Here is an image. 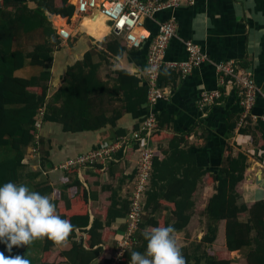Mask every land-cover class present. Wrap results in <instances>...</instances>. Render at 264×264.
Listing matches in <instances>:
<instances>
[{
    "label": "trees",
    "instance_id": "1",
    "mask_svg": "<svg viewBox=\"0 0 264 264\" xmlns=\"http://www.w3.org/2000/svg\"><path fill=\"white\" fill-rule=\"evenodd\" d=\"M27 2L33 3L34 7H29ZM73 13L71 0L0 1V156L10 154L0 158V186L20 180L24 152L36 141L37 120L42 109V122L59 123L62 131L76 133L97 131L106 125L115 127L123 113L135 112L148 101L147 86H140V80L126 70L113 72L115 79L110 87L100 80L98 71L105 60L104 55L121 57L127 50L122 40H111L99 43L105 47V51L99 54L100 62H93L95 51L88 50L81 60L67 67L62 86L46 103L52 54L60 41L48 15L70 19ZM26 65L36 67V74L20 75ZM162 72L158 79H161ZM259 101L260 98L256 102ZM155 119L151 147L160 141H169L165 150L158 147L152 153L139 232L118 262L110 258L104 259L102 264H130L132 251L145 252L147 241L142 232L148 228L173 225L175 233L185 229L195 209L192 197L199 181H204L213 190L204 208L209 220L207 231L195 251L201 245L206 248L195 254V251L180 247L187 264H264V199L248 206L236 190L248 167L247 155L239 152L233 157L231 147L226 146L222 149L225 153L222 165L217 169H204L197 165L196 157L191 153L192 146L186 144L192 132L174 136L163 134L160 132L163 122L156 115ZM138 125L132 131L137 130ZM235 125L233 122L228 129L233 130ZM249 125L250 122L239 129V133L250 135L252 144L264 151V122L256 121L252 128ZM125 135V132L116 130L114 140ZM139 143L136 142L123 156L137 155ZM63 173V186L56 190L57 196L52 202L57 214L76 226L77 230L68 238L70 248L58 250L55 260L50 261L51 253L56 252V244L45 237L38 262L28 256V245L13 246L8 250L6 242L0 241V253L6 257H24L30 264H92L102 255L105 243L113 235L111 226L117 220L123 219L125 223L129 200L126 196L121 198L117 189L103 185L101 190L109 192L107 203L101 209L93 210L90 201H95L97 196L79 181L76 168ZM135 173L134 165L126 179L130 182ZM68 189H73L72 196L67 194ZM35 191L47 195L54 189L42 183ZM162 209L169 212L167 218L155 216ZM220 221L225 222V250L214 251L210 245L216 239V224ZM245 249L242 259L235 260L231 256L232 252ZM59 258L63 261H57Z\"/></svg>",
    "mask_w": 264,
    "mask_h": 264
},
{
    "label": "crops",
    "instance_id": "2",
    "mask_svg": "<svg viewBox=\"0 0 264 264\" xmlns=\"http://www.w3.org/2000/svg\"><path fill=\"white\" fill-rule=\"evenodd\" d=\"M1 1V0H0ZM33 8L34 4L27 2ZM55 29L62 25L72 33L68 41H59L53 51V60L49 72L51 74L46 92V103L62 86V78L67 67L81 60L88 50L95 51L93 62H100L99 54L105 51L101 42L120 40L110 31L104 22L106 33L99 36H91L86 27L97 20L99 16H86L79 18L72 16L70 19L58 15H48ZM173 17L176 20V37H174L166 50L167 61H183L187 58L183 41H192L198 44L203 53L214 62L228 60L237 61L241 67L252 72L254 81L258 87L264 89V0H194L193 5L184 2L178 9L172 12H162L155 16L154 20H148L145 27L152 34L156 32V21ZM63 21L53 22L54 20ZM84 22L82 26L81 23ZM91 22V23H90ZM66 23V24H65ZM90 23V24H88ZM102 54V53H101ZM98 71L101 81L107 82L109 87L114 84V71L126 70L140 80V86L145 85L144 69L146 58V46L134 50L127 48L121 57L104 55ZM25 69H29L26 65ZM37 71L27 70L28 75ZM162 72V71H161ZM218 88V77L214 67L208 63L201 65L190 74L181 76L175 70L164 69L161 79H158V98L154 108L142 105L140 109L131 113H123L116 121L115 127L106 125L97 131L64 132L59 123L42 122L37 128L36 141L24 152V165L21 177L17 184H24L30 190L35 191L38 184L47 183L54 191L47 194L51 201L57 196L58 189L63 186L64 171H54L59 164L69 158L87 153L95 148L110 144L114 141L116 130L125 132L128 136L133 128L140 124L149 113H154L163 122L160 132L174 136L185 132H192L187 140V147L192 146L191 153L196 157L197 165L204 169H217L222 165L225 153L222 149L231 147L232 156L239 152L247 155L248 167L244 173V179L237 185V192L241 200L248 206L257 200L264 199V151H260L252 144L251 136L239 133L240 108L236 93L233 88H223L224 99L220 105L211 109L206 116L198 107V100L203 92L213 91ZM255 103L252 114L260 116L263 112V101ZM42 113L44 109L41 110ZM110 113H107L109 115ZM236 122L235 128L229 130L230 124ZM251 128L256 122L249 120ZM253 131V130H252ZM169 140H163L153 146L165 150ZM119 161L100 171L98 165L94 168H86L80 171L79 181L97 196L95 201H90V208L99 210L106 205L108 191H102L101 186L109 185L118 190L121 198H125L128 180L127 175L132 171L137 161V155L119 156ZM45 159V160H44ZM44 163V167L43 166ZM254 173V177L252 174ZM248 183L249 185H245ZM68 195H73V189H68ZM213 193L212 187L204 181H199L197 190L193 194L195 209L191 215L189 224L180 232L174 233L177 244L188 248L192 243L200 244L202 236L207 231L204 208L208 198ZM200 197L198 210L197 199ZM163 211L159 216H169V212ZM157 213L155 214V216ZM156 216V217H159ZM208 225V224H207ZM216 239L210 245L214 251L225 250V222L220 221L216 226ZM205 226V227H204ZM152 228H148L150 231ZM113 235L105 243V249L92 264H102L108 260L117 248L122 234L126 231L124 220H117L112 226ZM221 241L219 242V237ZM43 244V238L41 239ZM196 245V246H197ZM70 242L63 246L56 245L55 251L68 250ZM204 246V245H203ZM28 256L35 262L34 255ZM51 253L50 261H54V253ZM238 252H232L231 255ZM57 255V254H56ZM40 258V255H38ZM57 261H63L59 258ZM64 264V263H61Z\"/></svg>",
    "mask_w": 264,
    "mask_h": 264
},
{
    "label": "built area",
    "instance_id": "3",
    "mask_svg": "<svg viewBox=\"0 0 264 264\" xmlns=\"http://www.w3.org/2000/svg\"><path fill=\"white\" fill-rule=\"evenodd\" d=\"M184 2L193 5L194 0H71L74 7L73 16L83 18L100 15L108 25L112 34L124 42L129 49H140L146 46V58L144 77L148 88V107L154 108L158 98V75L164 69L175 70L181 76L190 74L196 68L208 63L212 65L218 77V88L213 91L203 92L198 100V107L206 116L209 111L222 103L225 92L223 88L230 86L234 89L240 108L239 126L247 125L249 120L264 122V89L258 87L254 81L252 72L244 69L235 60L214 62L202 51L198 44L192 41H183L187 58L183 61H167L166 50L170 41L176 37V20L173 17L156 21V32L152 34L146 29L145 23L154 20L155 16L162 12H172L178 9ZM66 24V23H65ZM60 41H68L72 33L68 28L59 25L55 28ZM263 101V112L260 116L252 114L257 99ZM42 111H40L37 124H40ZM156 130L154 113H149L138 125V129L114 140L110 144L95 148L87 153L69 158L59 164L54 171H67L76 168L77 175L86 168H94L100 165L99 170H105L111 163L119 161L118 154L132 149L136 142L137 149L136 173L128 182L126 197L129 200V211L125 223L126 231L122 234L114 254L109 257L118 262L121 253L130 247L139 224L142 222L144 195L148 190L151 160L153 148L150 144V136Z\"/></svg>",
    "mask_w": 264,
    "mask_h": 264
},
{
    "label": "clouds",
    "instance_id": "4",
    "mask_svg": "<svg viewBox=\"0 0 264 264\" xmlns=\"http://www.w3.org/2000/svg\"><path fill=\"white\" fill-rule=\"evenodd\" d=\"M75 230L70 220L57 214L49 196L12 181L0 186V241L6 242L8 250L45 237L63 246ZM174 233L173 225L143 231L146 250L132 251L130 264H187ZM0 264H30V261L0 253Z\"/></svg>",
    "mask_w": 264,
    "mask_h": 264
},
{
    "label": "rangeland",
    "instance_id": "5",
    "mask_svg": "<svg viewBox=\"0 0 264 264\" xmlns=\"http://www.w3.org/2000/svg\"><path fill=\"white\" fill-rule=\"evenodd\" d=\"M49 19H50V16H49ZM53 22H63V21H60V20H54ZM91 23V22H90ZM90 23H88V24H90ZM27 70H31V72H34V71H38V69L36 68V67H34V68H30L29 67V69H24L23 71H21L20 72V75H22V76H27L28 75V73H27ZM5 153H3L1 156L2 157H5V156H8V155H10V154H5ZM138 155V154H137ZM1 156H0V158H1ZM254 175V173L252 174V176ZM254 177V176H253ZM245 185H249L248 183H246ZM197 203H198V210H199V207H200V204H201V202H200V197H198V199H197ZM161 213H163V211H159V212H157V215L156 216H159ZM159 214V215H158ZM245 220V217H243V219H242V221H244ZM125 224V229H127V224L126 223H124ZM207 224H208V222H206V226H207ZM205 227V226H204ZM217 228H218V225L216 226ZM217 228H216V230H217ZM138 232H139V230H136V232H135V234H134V237H137V234H138ZM219 242L221 241V236L219 237ZM30 245V248H29V253L30 254H32V255H34V260H38L39 258H38V255H41V247H42V243H41V239H37V240H34L31 244H29ZM197 243H192V245L190 246V247H188L187 249L189 250V251H191V252H193V251H195V248L199 245H197ZM206 248V246L204 245H201L200 247H199V249L198 250H196L194 253L195 254H200L204 249ZM245 253H246V249L245 250H243V251H241V252H238V253H234L233 255H231L235 260H237V259H242L244 256H245ZM56 254H57V252L56 253H54V257L56 256Z\"/></svg>",
    "mask_w": 264,
    "mask_h": 264
},
{
    "label": "bare ground",
    "instance_id": "6",
    "mask_svg": "<svg viewBox=\"0 0 264 264\" xmlns=\"http://www.w3.org/2000/svg\"><path fill=\"white\" fill-rule=\"evenodd\" d=\"M96 16L99 17L97 18L96 21H94L93 23H91L86 27V31L91 36L95 35L101 37L106 33V30L104 29V18L101 17L100 15H96ZM81 25L83 26L84 22H82Z\"/></svg>",
    "mask_w": 264,
    "mask_h": 264
}]
</instances>
